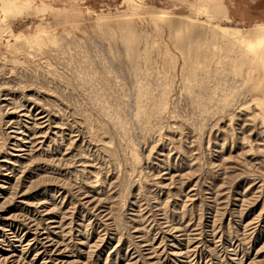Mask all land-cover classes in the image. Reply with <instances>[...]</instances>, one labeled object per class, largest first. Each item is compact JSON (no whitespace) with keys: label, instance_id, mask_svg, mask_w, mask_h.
<instances>
[{"label":"rangeland","instance_id":"obj_1","mask_svg":"<svg viewBox=\"0 0 264 264\" xmlns=\"http://www.w3.org/2000/svg\"><path fill=\"white\" fill-rule=\"evenodd\" d=\"M4 2L0 264H264V0Z\"/></svg>","mask_w":264,"mask_h":264},{"label":"bare ground","instance_id":"obj_2","mask_svg":"<svg viewBox=\"0 0 264 264\" xmlns=\"http://www.w3.org/2000/svg\"><path fill=\"white\" fill-rule=\"evenodd\" d=\"M4 5H5L4 0H0V11H2V15L0 16V31L4 32L9 46L13 45L18 50H22V52L24 51L28 53L33 49H40L39 43L44 44L46 39L50 38V34L44 32L43 34L41 33L38 35H33L28 37L22 33H18V34L14 33V31H12V27L14 25L11 21H9L8 18V16H10L11 14L9 13L8 9H5L3 7ZM165 18L167 17L163 16V19ZM220 28H221L220 30L225 35L231 37L232 43L228 47V50L230 51L232 49H237L238 52L240 53V58L238 63L239 65L240 63L252 61L255 59L261 65L260 67H262V69L264 68V24H257L255 29L252 31V34L250 33L242 34L240 32H233L234 30L229 27H224V28L220 27ZM47 43H50V45L52 46H56V47L58 46L57 41L54 39H49ZM228 102L229 100L226 101L225 107L228 104ZM165 105L166 104L162 105V109L165 108ZM159 111L160 108H153L151 112L146 113L145 111H141V114L142 112H144L145 114L144 116H146V118H152Z\"/></svg>","mask_w":264,"mask_h":264}]
</instances>
